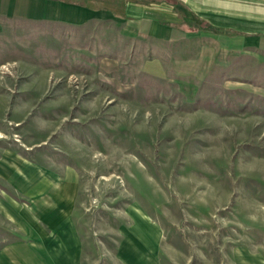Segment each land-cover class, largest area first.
I'll use <instances>...</instances> for the list:
<instances>
[{
    "label": "rangeland",
    "instance_id": "obj_1",
    "mask_svg": "<svg viewBox=\"0 0 264 264\" xmlns=\"http://www.w3.org/2000/svg\"><path fill=\"white\" fill-rule=\"evenodd\" d=\"M116 31L0 30V264H264V63L161 80Z\"/></svg>",
    "mask_w": 264,
    "mask_h": 264
},
{
    "label": "crops",
    "instance_id": "obj_2",
    "mask_svg": "<svg viewBox=\"0 0 264 264\" xmlns=\"http://www.w3.org/2000/svg\"><path fill=\"white\" fill-rule=\"evenodd\" d=\"M173 1L0 0V30L9 21L71 28L112 23L119 41L130 43V56L141 59L139 69L188 85L232 70L243 57L263 65L264 0ZM63 248L57 250L68 254Z\"/></svg>",
    "mask_w": 264,
    "mask_h": 264
},
{
    "label": "trees",
    "instance_id": "obj_3",
    "mask_svg": "<svg viewBox=\"0 0 264 264\" xmlns=\"http://www.w3.org/2000/svg\"><path fill=\"white\" fill-rule=\"evenodd\" d=\"M171 1V3H174V1L173 0H170Z\"/></svg>",
    "mask_w": 264,
    "mask_h": 264
}]
</instances>
